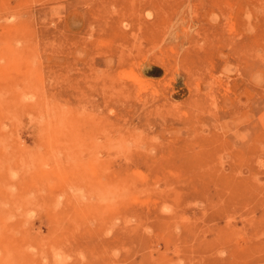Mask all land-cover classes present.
Instances as JSON below:
<instances>
[{
  "label": "rangeland",
  "instance_id": "obj_1",
  "mask_svg": "<svg viewBox=\"0 0 264 264\" xmlns=\"http://www.w3.org/2000/svg\"><path fill=\"white\" fill-rule=\"evenodd\" d=\"M0 264H264V0H0Z\"/></svg>",
  "mask_w": 264,
  "mask_h": 264
},
{
  "label": "bare ground",
  "instance_id": "obj_2",
  "mask_svg": "<svg viewBox=\"0 0 264 264\" xmlns=\"http://www.w3.org/2000/svg\"><path fill=\"white\" fill-rule=\"evenodd\" d=\"M188 30V29H187ZM163 42V41H162ZM149 54V53H148ZM177 63V62H176ZM120 71V70H119ZM126 74V73H125ZM132 74V73H131ZM122 75H124V74H122ZM131 76V75H130ZM133 76V75H132ZM124 77V76H123ZM60 121V120H59ZM60 123V122H59ZM61 125V124H60ZM59 125V126H60ZM57 126V125H56ZM61 128V127H60ZM53 133V132H52ZM59 134V133H58ZM110 140V139H109ZM110 142H111V140H110ZM53 143V142H52ZM46 144H48L47 142H46ZM48 146H50V144L48 145ZM51 148V147H50ZM92 158V157H91ZM41 173V172H40ZM41 175V174H40ZM33 177V176H32ZM42 177V176H41ZM157 185V184H156ZM115 190H116V188H115ZM106 196H108V195H106ZM113 198V197H112ZM108 199V198H107ZM48 219V218H47ZM25 222V221H24ZM220 254V253H219Z\"/></svg>",
  "mask_w": 264,
  "mask_h": 264
}]
</instances>
